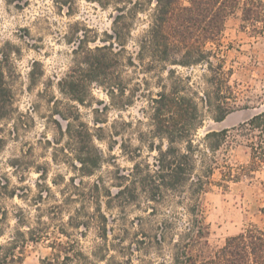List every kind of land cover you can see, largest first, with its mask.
<instances>
[{
    "label": "rangeland",
    "instance_id": "374dc122",
    "mask_svg": "<svg viewBox=\"0 0 264 264\" xmlns=\"http://www.w3.org/2000/svg\"><path fill=\"white\" fill-rule=\"evenodd\" d=\"M114 13L113 5L87 0H0V51L10 56L5 75L13 95L10 113L0 118V245L20 241L21 264L53 259L55 241H74L83 252L74 249L64 264H173L174 244L191 220L188 185L186 199L175 191L157 201L141 190L135 198L117 194L129 183L121 177L134 164L128 154L140 149L135 160L153 163L150 144H166L153 133L149 104L173 79L165 67L149 68L150 57L144 64L136 57L148 7L133 22L123 61L107 69L114 93L79 70L83 50L108 44ZM208 48L218 56L212 62L230 70L229 102L249 107L216 121L204 99L211 90L207 64H168L186 78L182 94L199 106L196 172L209 156L203 153L208 131L236 127L264 108V24L255 32L238 11L227 18L220 43ZM69 75L79 79L82 101L63 91ZM83 153L97 160L91 174L77 159ZM222 156L233 166L249 159L241 137L217 152ZM212 180L200 195L211 251L247 228L264 229V169L230 180L216 169Z\"/></svg>",
    "mask_w": 264,
    "mask_h": 264
},
{
    "label": "trees",
    "instance_id": "16d2710c",
    "mask_svg": "<svg viewBox=\"0 0 264 264\" xmlns=\"http://www.w3.org/2000/svg\"><path fill=\"white\" fill-rule=\"evenodd\" d=\"M101 7L114 6L112 34L108 44L87 47L81 52L79 70L90 74V79H101L108 85L109 93H114V84L107 69L110 65H119L123 60L127 38L137 16L150 10V22L146 33L140 38L136 57L144 64L146 57L149 68L165 67L172 83L165 85L150 98L153 121V133L166 140L165 146L150 144L157 151L153 163L136 161L141 157L139 151L130 152L129 158L134 162L131 169L121 177L129 183L121 186L117 194L129 192L137 196L138 190L148 194L152 201L163 197L164 192L175 191L186 199L185 188L189 187L188 210L191 220L186 230L179 235L174 244L173 264H264V229L247 228L238 235L227 238L225 244L215 251L210 250L207 240L209 233L205 222L203 204L200 195L212 184L213 174L219 169L223 180L237 179L242 173H252L264 169V108L246 121L231 129L208 131L205 134L206 151L202 168L197 171L196 152L201 151L194 142V132L202 124L199 106L191 95L182 94L186 78L176 75L170 65L191 66L206 63L210 75L207 83L211 90L205 94V103L213 110L214 119L222 121L233 111L249 107L231 103L229 98L235 96L229 84V72L220 62L214 64L212 57H218L209 44H219L225 29L227 18L240 11L241 20L253 31L262 33L264 24V0H87ZM9 54L0 51V118L6 117L13 105V95L9 87L5 66L9 63ZM133 55L127 56V63L134 64ZM79 79L69 75L61 81L64 92L74 99L82 101L83 94ZM237 137L243 139L249 159L247 164L233 166L223 156L217 157L223 147L231 145ZM2 140L0 139V142ZM185 144L183 147L180 144ZM91 147H94L90 144ZM85 153V152H84ZM81 154L78 160L86 174H91L97 166V160ZM99 185L96 183L95 188ZM264 212V208H263ZM62 233H66L62 230ZM57 250L53 259L44 264H64L70 259V252L78 256L83 252L76 242L55 241ZM24 246L18 240L7 245H0V264H21ZM63 258L60 260L61 255ZM164 264V263H156Z\"/></svg>",
    "mask_w": 264,
    "mask_h": 264
}]
</instances>
